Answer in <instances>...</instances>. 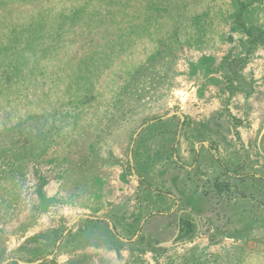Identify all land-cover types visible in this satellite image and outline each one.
I'll return each mask as SVG.
<instances>
[{"label": "rangeland", "instance_id": "374dc122", "mask_svg": "<svg viewBox=\"0 0 264 264\" xmlns=\"http://www.w3.org/2000/svg\"><path fill=\"white\" fill-rule=\"evenodd\" d=\"M233 9V0H0V264H264V179L217 206L200 195L201 227L175 237L177 210L158 208L173 200L152 170L153 154L183 139L186 152L195 140L219 146V168L264 176V46L226 67V56L246 54ZM246 21L264 29V3ZM235 69L247 82L229 88ZM173 112L185 116L181 129L174 118L155 152L148 142L134 155L141 180L129 144ZM204 168L213 170L206 158ZM178 193L197 207L190 189ZM172 239L186 242L153 245Z\"/></svg>", "mask_w": 264, "mask_h": 264}, {"label": "crops", "instance_id": "0c3cea01", "mask_svg": "<svg viewBox=\"0 0 264 264\" xmlns=\"http://www.w3.org/2000/svg\"><path fill=\"white\" fill-rule=\"evenodd\" d=\"M176 117L179 119L180 126L178 127H180L181 129L185 120V116L180 112H173L167 117L158 120V122L153 121V123L147 124V127L150 126L153 128L148 129L146 125L144 126L146 128H141L143 130L139 138L141 144L135 146L136 140H134L131 144L128 143L130 145V152L127 161L131 165L134 176L141 178V180L144 179L141 175H138L136 173V169L134 167V155L136 158L138 147L141 145L143 147L145 143L147 144L149 142L153 143L151 144L150 148H152V150L154 151V143L159 142L158 137H165L167 129H164L162 125L168 122H173L174 118ZM180 129L179 133L181 132ZM151 130L155 131L159 135H155L156 137L153 136L144 138L145 135H147L146 131L149 132ZM153 138H157V141L152 140ZM187 146L188 145H186V141L183 139L180 140V143L179 141H177L176 143L174 141L173 144L169 145L170 150L164 153V155L156 154V156H154L153 154V157L151 158L154 161L152 170L154 172H157V175H159L158 181H156V183L157 185H159V187L164 184V189L162 188V190L158 192L169 196V198L173 200V202L169 205L166 201L162 200L163 202L160 204V206H158V208L169 210L170 212L177 210L176 222L178 224L179 232L177 231L175 236L179 235L183 224H186V222L193 223L194 226H197V229L201 227V218L192 211L200 208V195H205L206 193L208 202H212L214 206L222 204L223 202H227L228 196H245V193H239L238 190L242 185L241 173L239 172L238 174H235L229 171V174L226 172V169H223L225 165L219 168L217 164L219 156L216 154V148H219V146H211V143H209L208 141L195 140L189 145V152H186L188 148ZM134 147H136V149H134ZM170 157L171 159H169ZM205 158L210 162L211 167H213L212 171L209 170V168H204ZM169 172H174V174L172 175L174 176L173 182L170 183L167 182L170 178V176H168ZM205 176L207 177V179L205 178ZM204 178L205 180H203ZM187 188L191 190V196L193 198L192 203L196 204L197 207L195 205L190 206L186 204L188 203L187 198L185 196H182V194L179 195L178 191ZM235 189L237 191V194L233 193ZM195 197H197V200H195ZM236 198H234V200ZM230 201H233V199H231ZM212 209H214V207ZM187 215H189V218L186 217Z\"/></svg>", "mask_w": 264, "mask_h": 264}, {"label": "trees", "instance_id": "16d2710c", "mask_svg": "<svg viewBox=\"0 0 264 264\" xmlns=\"http://www.w3.org/2000/svg\"><path fill=\"white\" fill-rule=\"evenodd\" d=\"M262 3H264V0H233L234 9L233 12L230 13L231 15L229 17L230 20L232 21V24L239 25L244 31L246 38L242 42L244 45V47L242 48L244 50V53L246 52V54L243 55V53H236L231 59L229 58V60L226 56L225 57L226 59L225 58L223 59V63H227L226 67L229 68L234 67L233 66L234 62L244 61L246 59V56L248 54H251L253 50H255L258 47L264 46V29L260 25L251 24L246 21L247 13L250 11V9ZM225 82H227L229 88H232L233 86L238 88L239 84L243 82H247V80L244 77H242V75H240V73H238V71L235 69V70H231L230 74L228 73L225 74ZM118 108L121 109L124 108V106H121L119 103ZM122 122L123 121H119V123L112 124L113 128L111 132H113L114 128L123 125ZM90 153L94 155V153L96 152L91 151ZM192 225L194 224L190 222H186V224L184 223L182 226V231H185V226H188V228H190L192 227ZM45 236L50 241V236L48 235V232L45 233ZM38 238L39 237L35 236L31 238V241H36L38 240ZM49 243L53 246H56V242L52 240ZM207 261H208L207 258L197 262L195 258L193 259L186 258L185 261L181 262L180 264H206ZM12 264H17V263H12ZM172 264H177V263H172Z\"/></svg>", "mask_w": 264, "mask_h": 264}, {"label": "flooded vegetation", "instance_id": "af4514ba", "mask_svg": "<svg viewBox=\"0 0 264 264\" xmlns=\"http://www.w3.org/2000/svg\"><path fill=\"white\" fill-rule=\"evenodd\" d=\"M222 167H223V164H222ZM224 169V168H223ZM226 171V170H225ZM227 173H229V171H226ZM230 174V173H229ZM241 184H242V186H241V188L240 189H238L239 190V193L240 192H243V193H245V196H246V194H247V192H246V189L247 188H245L246 186H248V184L251 182V181H253V180H255V181H257V179L258 180H262V179H264V176H263V174L261 173V172H258V171H249L248 169H247V167L243 170V173H241ZM205 178L207 179V177L205 176ZM205 178L203 179V180H205ZM245 186V187H244ZM242 187H244V188H242ZM257 190L259 191V194H257V192L253 195L254 197H252L253 199H255V201L257 202H259L260 200H261V198H262V196H261V194H262V186L261 185H259V187L257 188ZM233 193H235V194H237V191H236V189L233 191ZM254 208H256V207H254Z\"/></svg>", "mask_w": 264, "mask_h": 264}, {"label": "water", "instance_id": "95a60500", "mask_svg": "<svg viewBox=\"0 0 264 264\" xmlns=\"http://www.w3.org/2000/svg\"><path fill=\"white\" fill-rule=\"evenodd\" d=\"M263 135H264V127H263V129L261 131V134H260V137H259V142H258L259 145H260V140H261ZM178 232H179V230H178ZM185 242L174 243V240L172 239V240L161 241V242H158V243H153V245L156 246V247L170 248L172 246H175L176 244H182V243H185ZM10 261H13V259L8 260L7 262H10ZM19 262H21L23 264H31L29 262H24L22 260H19Z\"/></svg>", "mask_w": 264, "mask_h": 264}]
</instances>
